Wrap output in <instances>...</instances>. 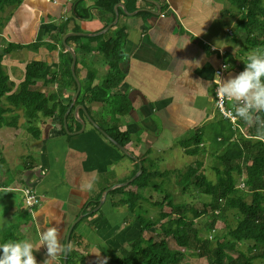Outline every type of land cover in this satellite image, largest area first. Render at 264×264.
<instances>
[{
  "label": "crops",
  "instance_id": "0c3cea01",
  "mask_svg": "<svg viewBox=\"0 0 264 264\" xmlns=\"http://www.w3.org/2000/svg\"><path fill=\"white\" fill-rule=\"evenodd\" d=\"M95 1L22 0L19 5L5 8L0 18V49L9 47L10 52L1 59V66L14 86L13 92L24 81L26 67L33 61L44 62L53 73H58L60 48L56 40L60 30H67L69 35L77 29L74 36L82 39L108 37L106 33L111 28L103 31L108 26L107 14L91 10L92 19L77 17L83 16L79 6L89 9ZM230 2L138 0L136 12L129 16L123 13L118 21L127 36L121 64L125 78L112 93L127 97L130 110L126 115L113 113L108 104H89L79 97L82 90L90 88L88 72L95 74L91 87H96L108 69L97 53H83L74 43L65 42L76 56L73 77L77 89L58 91L55 85L42 82L36 88L48 96H58L62 106L70 101L68 115L72 112V118L67 122L71 130L58 134L54 119L39 117L35 124L37 139L30 137L37 161L11 175L10 164L19 156L14 141L26 133L22 113H16V129H0L1 228L16 227L24 234L23 240L39 247L41 231L58 222L61 243L69 246L70 251L59 255L54 264H105V258L106 264H114L123 251H129V245L138 239L140 226L135 214L115 205L120 200L110 192L137 174L138 163L133 158L143 160L148 173L174 171L175 151L186 156L181 145L197 137L212 157L215 139L221 140L217 128L225 126L213 103L214 72L225 64L222 82H226L245 69L249 54L264 51L246 43V34L237 29L240 15ZM38 39L43 45L36 51L13 49L35 44ZM49 46L55 50L49 51ZM63 47L69 53L64 43ZM78 88L77 98L73 99ZM81 95L89 97L83 92ZM81 106L84 110H80ZM261 113L259 126L257 113L254 126L249 124L247 131L264 140V112ZM79 121L84 122L83 129ZM245 123L248 122L243 120L239 125ZM117 127L130 134L128 149L125 148L129 156L106 133ZM235 141L240 144L242 140L237 137ZM253 142L264 147L257 140ZM238 164L242 174L237 183L244 175L246 161ZM202 168L205 171L204 165ZM164 179L168 181L160 180ZM89 183L93 185L91 191L87 190ZM129 185L125 186L126 191L131 192L134 189ZM25 186L36 190L41 198L40 206L31 212L22 204L19 190ZM107 190L110 191L106 193ZM146 237L144 233L142 238ZM33 255L37 264H43L47 259L46 247L40 246Z\"/></svg>",
  "mask_w": 264,
  "mask_h": 264
},
{
  "label": "trees",
  "instance_id": "16d2710c",
  "mask_svg": "<svg viewBox=\"0 0 264 264\" xmlns=\"http://www.w3.org/2000/svg\"><path fill=\"white\" fill-rule=\"evenodd\" d=\"M21 1L0 0V14L6 7L19 5ZM137 1L97 0L89 9L79 6V11L83 16L77 17L82 20H90L92 19L91 10H96L109 16L108 25H110L115 20L114 7L116 5L122 4L125 10L132 14L137 11L135 6ZM231 3L240 15L237 26L238 30L246 34V43L255 45L257 49H264V39L261 41L257 39L258 36L264 37V4L262 1L231 0ZM123 13V10H119V18L124 16L125 13ZM74 32L77 33L78 30L75 29ZM66 34L67 30H60L57 35L56 41L60 48L58 73H53L50 66L44 62L33 61L26 67L24 81L14 93H11L12 85L2 69L0 58V129H16L19 119L16 113L21 112L25 121L24 129L33 139H37L38 130L35 128V124L39 117L54 119V127L57 133L65 135L63 117L71 104L70 101L66 106H62L58 96L53 94L48 96L36 88V85L38 82L55 85L58 91L77 89L71 72L72 58L69 53L65 52L62 45V37ZM106 35H108L106 39H103L105 37L103 35L87 39L72 36L66 40L67 45L74 43L77 46L76 49L83 53L89 55L97 53L108 69L101 84L96 87H91L95 74L88 72L87 81L90 83V88L88 87L82 92L88 94L89 97L87 99L86 96L81 95L82 92L79 97L81 96L89 104H108L113 113L126 115L130 110L127 97L118 92L112 93L118 89L119 84L125 78L121 64L125 59L126 29L118 21ZM82 40L85 42L80 44ZM41 45L43 43L38 39L35 44L24 48L36 51ZM20 47L13 49H20ZM50 48L51 50L55 49L52 46ZM9 52V47L4 50V54ZM262 116L263 113L259 112L260 121H258L257 127L262 121ZM71 118L72 112L67 116V120ZM223 122H225V126L217 128L221 140L215 139V147L211 150L212 157L219 164L218 167L214 168L215 182L208 181L202 172L199 174L202 167L201 163L197 164L196 167L198 168H189L185 174H180L184 181L191 183L210 198V202L204 204L203 211H195L186 204L175 203L171 195L165 190L164 193L159 192L163 196L161 202L150 204L149 200L145 199L143 193L148 188L153 192L156 191V188H160L154 184L157 179L167 178L169 181L170 175L178 174V171L148 173L144 168H141L142 174L129 185L134 190L128 192L126 187H120L110 192L112 197L120 200L115 205L127 208L130 213L135 214V221L140 226L138 239L132 243V249L123 251V256L117 259L114 264H180L184 257L194 259L206 257L207 264H252L255 260L264 262V147L260 143L250 142L242 138L240 144L239 141H232L234 132L226 121ZM67 125L70 131L68 122ZM106 133L120 147L128 149L130 134L127 131L120 132L117 127L110 128ZM181 147L185 148V154L191 157L199 156L205 151L201 147L199 137L189 140ZM239 161H246L243 173L247 191L236 189L237 181L242 174ZM138 171L139 167L136 165L135 173ZM143 203L158 209L156 221L144 218L147 211L143 209ZM209 212L212 213L209 215ZM203 215L210 217V222L205 228L207 234L211 233L216 222L224 225L225 230L222 231L221 241L218 236L219 242L212 249L209 248L208 240L201 237L200 230L195 226V221ZM229 216H231L232 221L228 219ZM233 223L235 225H230ZM15 229L16 227L4 229L2 236L5 239H10V233L12 230L17 231ZM144 233L157 234L156 236L160 233V236L158 241H154L151 238H142ZM23 238L24 234H20V238L15 240L23 241ZM169 238L173 239L176 245L184 249L186 253L171 250L167 242ZM246 242L252 243L246 249V253L241 252L236 258L228 254L229 250L234 249V243ZM0 244L3 243L0 242Z\"/></svg>",
  "mask_w": 264,
  "mask_h": 264
},
{
  "label": "rangeland",
  "instance_id": "374dc122",
  "mask_svg": "<svg viewBox=\"0 0 264 264\" xmlns=\"http://www.w3.org/2000/svg\"><path fill=\"white\" fill-rule=\"evenodd\" d=\"M261 1L264 4V0H261ZM231 4L232 3L230 2V5ZM1 17H2V15L0 14V18ZM237 29H238V27H237ZM62 45H63V40H62ZM20 48H24V47H20ZM4 50L5 49H0V58L1 59L3 58L4 55L6 57L9 55V54L8 55L4 54ZM30 50H33V49H30ZM48 50L52 51L50 46L48 47ZM8 80H9V78H8ZM11 85H12L11 93H14L17 90V88L13 92L14 86L12 83H11ZM30 137L31 136L26 132L20 136H17V138L15 139L14 146L18 150L19 156H17L15 161L11 162V164H10V167L12 168V171L10 172L11 175H14L16 173H21L25 169L26 165L29 162L36 163V161H37L36 156H35V153L33 152L32 147H31L32 138H30ZM250 142H253V141H250ZM206 153L207 152L204 151L200 157L195 158V157H191V156H187V155L185 156L184 154L180 153L179 150L175 151L176 161L173 164V167L176 169L174 171H178V174L170 175L169 181H167L166 179L160 180L161 184L159 183L158 180H156L154 182V184L160 188H156V191H154V192L150 191V188H148L147 191L145 193H143L145 195V199L147 198L149 200L148 202L150 204L152 203L150 201V199H152V201L154 202L153 204H155L157 202H161L163 196L160 195L159 192L164 193L166 191L167 193H169L171 195V197L175 203L186 204V205L192 207L195 211H203L204 210V204H207L208 202H210V198L208 196L204 195L203 193H201V191L199 189H197L195 186H193L191 183L184 181V178L181 177L180 174H182V175L185 174L189 168H193V169L198 168V167H196L197 164L201 163L202 167L204 165L205 171L201 167V169L199 170V174L202 172L206 176L208 181L215 182L216 174L214 173L213 168L218 167L219 164H218L217 160H215L213 157L210 156V154H206ZM139 164L141 165V168H144V170L147 171L146 167L144 166L143 160H141L138 163V165ZM2 196H4V193H2ZM247 200H249V198H247ZM0 206H1V203H0ZM142 207H143V209H145L147 211V215L144 216L145 219H149L152 221L157 220L158 209L156 207H153L152 205H147L145 203L142 204ZM211 213L212 212H209V215ZM2 216H3V209L0 208V217H2ZM228 219L230 221H232L231 216H229ZM1 221L2 220L0 219V242L5 243L9 240L16 241L15 240L16 238H20L21 232L12 230L10 233V239H8V238L5 239L2 236V233L4 230L1 228ZM209 222H210V217L203 215L195 221V226L198 230H200L199 232L201 234V237L203 239L208 240L209 248L212 249L215 247V244L217 242H219L218 236H219V239L221 241V236L223 235L222 231H224L225 229H224L223 224L216 222V224L214 225V229L211 231L210 234H207L205 232V228ZM230 225L233 226V225H235V223L230 224ZM156 235L157 234L147 233L148 239L151 238V239H154V241H158L160 233L158 234V236H156ZM227 240L230 241V239H227ZM3 241H5V242H3ZM167 242H168L169 248L171 250H176V251H180L182 253L183 252L186 253V251L184 249L179 248L176 245V243L174 242L173 239L169 238V239H167ZM143 245L144 244L142 243V246ZM251 245H252L251 242L237 243V244L234 243V249L229 250L228 254H230L231 256L236 258L239 253H241V252L246 253V249ZM129 247L132 249L133 246L129 245ZM127 248L128 247L126 246L125 249H127ZM208 253H210L209 250H208ZM122 256H123V253H122L121 257ZM180 264H207V261H206V257H203L200 259H194V258H190V257L185 258L184 257V260L183 261L181 260ZM252 264H264V262L262 260H255Z\"/></svg>",
  "mask_w": 264,
  "mask_h": 264
},
{
  "label": "clouds",
  "instance_id": "9594fccd",
  "mask_svg": "<svg viewBox=\"0 0 264 264\" xmlns=\"http://www.w3.org/2000/svg\"><path fill=\"white\" fill-rule=\"evenodd\" d=\"M218 94L237 102L239 105L235 111L237 118L248 123L257 119L256 114L264 112V51L256 50L249 54L245 69L235 78L221 82ZM92 188V183H89L87 190L91 191ZM39 240L40 246L46 247L47 259L43 264H54L59 255L70 251L69 246L61 243L58 222L42 230ZM39 247H34L33 243L27 240H9L0 244V264H37L33 251Z\"/></svg>",
  "mask_w": 264,
  "mask_h": 264
},
{
  "label": "built area",
  "instance_id": "2783aa9c",
  "mask_svg": "<svg viewBox=\"0 0 264 264\" xmlns=\"http://www.w3.org/2000/svg\"><path fill=\"white\" fill-rule=\"evenodd\" d=\"M217 69L214 72V77L212 80V86H213L212 97H213V103H214V107H215L217 114L219 115L221 119L226 121L231 126V129L236 135V138L240 137L242 139L249 140V141L257 140L263 143L264 145V140L262 138L253 137L252 135L248 133L247 131L248 125L251 123H245L244 125L240 126L243 120L235 116L236 108L239 106L237 102H234L233 100H229L227 98H223L219 96L218 90L222 82L223 74L226 70V65L222 64L220 69L218 70ZM252 124H253L252 126H254V123ZM261 126L263 125L261 124ZM236 138H233L232 141H235ZM244 179L245 177L243 175L240 182L236 184V189L247 191V188L244 184ZM20 193L22 195V203H23L25 210L31 212V211L36 210L40 206L41 198L36 192V190H34L33 188L25 186L24 188L20 189Z\"/></svg>",
  "mask_w": 264,
  "mask_h": 264
},
{
  "label": "water",
  "instance_id": "95a60500",
  "mask_svg": "<svg viewBox=\"0 0 264 264\" xmlns=\"http://www.w3.org/2000/svg\"><path fill=\"white\" fill-rule=\"evenodd\" d=\"M119 8L122 9L123 12H124L127 16H129V13H127V12L124 10V6H123L122 4H118V5H116L115 8H114L115 20H114V22H113L112 24L108 25V26L103 30V31H105V33H106V32H107L112 26H115V25L117 24L118 19H119V12H118V9H119ZM74 35H77V33H71V34H69V35H66L65 38L63 39V43H64V46H65V49H66V50L71 54V56H72L71 72H72V75H73V76H74V74H75L76 56H75L74 52H73L72 50H70V48L65 44V42H66V39H67L68 37H72V36H74ZM78 93H79V88H78V92H77V94L74 96L73 99L77 98ZM71 106H72V105H71ZM71 106H70V108H71ZM70 108H69V109H70ZM80 110H84V108L81 106V107H80ZM69 111H70V110H69ZM69 111L67 110L66 114H65L64 117H63V124H64V128H65L66 131L68 130V127H67V115H68ZM79 123L81 124V127H82V129H83L84 126H85L84 122L79 121ZM92 125L94 126V124H92ZM94 127H95V126H94ZM102 133L104 134V136H106V134H105L104 132H102ZM110 140H111V142H112L115 146H117L120 150H122V151L124 152L125 155H127V156L130 155V153L127 152V151L125 150V148L120 147L119 144H118L117 142L113 141L112 139H110ZM133 159H134L137 163H139L138 160H137L136 158H133ZM138 167H139V171L137 172V174H136V175H135L130 181H128L127 183L122 184V187L128 186L129 184L133 183V182H134V181H135V180H136V179L142 174L141 165L139 164ZM109 191H110V190H107L106 193H108ZM68 232H69V231H68ZM68 239H69V236H68V238H67L66 243L68 242ZM64 256H65V254H64Z\"/></svg>",
  "mask_w": 264,
  "mask_h": 264
}]
</instances>
